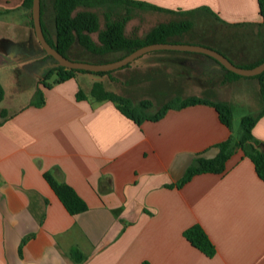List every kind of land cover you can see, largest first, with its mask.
<instances>
[{
  "label": "crops",
  "instance_id": "1",
  "mask_svg": "<svg viewBox=\"0 0 264 264\" xmlns=\"http://www.w3.org/2000/svg\"><path fill=\"white\" fill-rule=\"evenodd\" d=\"M24 1L0 0V264H77L73 248L84 256L80 264H264V180L242 149L223 173L199 174L176 186L197 156L216 157L217 145L234 136L213 106L170 109L159 121L137 125L116 103L92 96L94 84L102 83L132 99L115 85L124 82L121 73L127 70L138 73L139 88L151 87L156 78L161 81L154 87L183 85L182 76L194 75L201 89L173 100L195 96L228 102L234 110L235 102L218 91L246 81L227 80L223 67L207 55L161 50L111 76L76 72L57 82L56 62L39 42ZM131 1L155 7L147 8L157 19L150 31L173 21L192 22L171 44L215 49L239 67L264 59L259 0ZM41 22L53 39V0H41ZM218 26L240 28L237 41L219 47L205 31ZM195 28L204 38L191 37ZM256 30L263 34L260 42L253 38ZM186 65L193 71L181 72ZM145 100L153 102L139 97ZM262 108L261 97L258 112ZM252 133L264 142V115ZM46 174L73 199L74 211L64 206ZM194 225L214 244V257L184 237Z\"/></svg>",
  "mask_w": 264,
  "mask_h": 264
},
{
  "label": "trees",
  "instance_id": "2",
  "mask_svg": "<svg viewBox=\"0 0 264 264\" xmlns=\"http://www.w3.org/2000/svg\"><path fill=\"white\" fill-rule=\"evenodd\" d=\"M103 3H123L145 8H155L151 5L131 0H53L55 11V36L57 37V42L54 43L52 36L47 37V41L61 55L70 60L88 61L91 63H109L123 59L143 46L156 43H169L171 38L183 35L193 28V24L190 21H173L158 25L144 37L129 38L125 34L126 23L131 18L128 15L121 20L107 21L105 28L100 30L99 17L95 12L77 11L80 6L88 7ZM32 4L33 0L24 1V5L29 9H32ZM259 8L263 18L262 24L264 26V0H259ZM2 14L3 12L0 11V15ZM93 33H98L99 44L93 40L91 36ZM76 44L96 59L85 60L72 57L71 53ZM116 53H120L121 56L113 61L103 59L110 54ZM263 61L264 59L247 66V68L255 67ZM223 69L226 71L227 80L230 78H240L239 75L226 70V68L223 67ZM55 70L58 77L57 82H64L72 78L76 72L92 73L88 71L70 70L64 67H57ZM111 73L112 72H99L93 74L104 76L110 75ZM254 78L259 80L263 101L262 110L255 115L245 116L241 119L240 136L238 138L234 136L230 137L228 140L218 144L217 148L219 152L216 157L208 159L203 156H197L192 165L186 170L183 178L176 184L178 188H181L196 175L203 173H223L226 169L227 161L237 149H242L244 151L245 156L254 163L258 176L264 180V142L256 139L252 133L256 123L264 115V73ZM3 95L4 92L0 85V99L3 98ZM92 96L96 101L109 100L116 103L121 113L134 121L137 125H141L145 121H159L170 109H181L197 104H207L216 109L223 124L229 129L233 127V106L225 101L211 102L195 96L187 98L177 97L175 100L160 107L155 114L150 115L147 112L153 107L151 101L145 100L135 104L130 98L121 97L114 92L106 90L102 83L94 84ZM79 97H84V94L79 92ZM35 104L39 106L43 104V94L41 91H38L35 96ZM45 178L64 206L69 211H74L76 209V204L66 193L64 188L50 174H46ZM184 237L208 257L215 256L216 248L200 225H194L186 229L184 231ZM71 255L77 264H80L84 260L83 254L77 248L71 250Z\"/></svg>",
  "mask_w": 264,
  "mask_h": 264
},
{
  "label": "rangeland",
  "instance_id": "3",
  "mask_svg": "<svg viewBox=\"0 0 264 264\" xmlns=\"http://www.w3.org/2000/svg\"><path fill=\"white\" fill-rule=\"evenodd\" d=\"M85 8H92L95 10L96 14L99 17V23H100V30H103L106 26L107 21H116L121 20L125 16L131 17L130 20L126 23V29L125 34L129 38H141V34H147L150 30L149 28L151 26H154L157 19L151 18L152 13L148 11L145 7H139L134 6L130 4H109V3H103L95 6H80L78 11L86 10ZM240 28H228V27H212L205 31L208 32V35L218 41L216 44L220 46H226V45H232L234 42H236V34H239L238 31H240ZM185 34V33H184ZM215 34L213 37L212 35ZM190 35L192 38H204V36L199 28H195L194 32H190ZM207 35V34H206ZM93 40L99 44L98 41V33L91 34ZM146 36V35H145ZM254 40L257 42H260L261 39H263V34L258 31H255ZM223 43H220L222 42ZM242 41V40H240ZM209 48V47H208ZM72 57H76L79 59H85V60H94L96 59L94 56L90 55L86 51H84L78 44H76L72 50L71 53ZM121 56L120 53L116 54H110L103 59L106 60H115L116 58H119ZM226 56V55H225ZM227 57V56H226ZM88 62V61H86ZM135 63V61L133 62ZM218 63V62H217ZM131 64L127 67L129 68ZM184 70H180L181 72L188 73L189 71H193L192 68H189L188 65L184 66ZM183 68V69H184ZM179 71V72H180ZM165 72V70L163 71ZM180 72V73H181ZM153 72H148V74H151ZM138 73L131 72L129 70L122 72V78L123 81L121 85H115L117 86L118 90H121L124 94H127L131 96V98L134 100L135 104L139 103V97L141 96H150L152 99L153 107L148 110V114L153 115L155 114L160 107H162L164 104H167L171 101H173V97L175 94H194L197 92V90L201 89V86L198 82V78L193 75L192 80H188L187 76H182V79L179 81L183 85H172V86H166V87H154L156 83L161 81L159 78H156L155 80H152L151 87H148L146 85L139 88V78L137 76ZM158 74L156 73V76L158 77ZM167 74V73H165ZM155 75V74H154ZM111 76V74H110ZM151 76V75H150ZM243 81H246V83L240 85V86H234L231 88H221L219 89L220 95L217 94V96L221 98H225L228 100H233L235 102L234 105V112H233V134L235 138L239 137V133L241 131V119L245 116L249 115H255L259 108L261 107V92L260 87L258 83V79L254 77H242ZM215 81V80H214ZM150 82V83H151ZM148 83V84H150ZM214 86L217 87V80L215 82ZM162 89H165L167 92L161 91ZM179 92V93H178ZM241 93H247L245 98H243Z\"/></svg>",
  "mask_w": 264,
  "mask_h": 264
},
{
  "label": "water",
  "instance_id": "4",
  "mask_svg": "<svg viewBox=\"0 0 264 264\" xmlns=\"http://www.w3.org/2000/svg\"><path fill=\"white\" fill-rule=\"evenodd\" d=\"M32 18L35 28V32L39 42L41 43L43 49L46 53L51 56L55 62L56 67H64L70 70L77 71H88L92 73L99 72H113L132 64L134 61L139 59L141 56L161 50H171V51H183V52H195L207 55L217 61L221 66L226 68V70L231 71L242 77H256L264 73V61L255 67H239L235 65L228 57H226L221 52L199 45H189V44H171V43H156L151 45L143 46L134 52L130 53L123 59L109 62V63H91L86 61H75L70 60L63 55H61L52 45L47 41L45 32L42 27L41 22V0H33L32 4ZM54 43L57 42V37H53Z\"/></svg>",
  "mask_w": 264,
  "mask_h": 264
}]
</instances>
